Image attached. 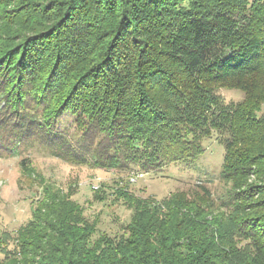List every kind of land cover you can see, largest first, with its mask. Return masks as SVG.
<instances>
[{
    "label": "trees",
    "instance_id": "obj_1",
    "mask_svg": "<svg viewBox=\"0 0 264 264\" xmlns=\"http://www.w3.org/2000/svg\"><path fill=\"white\" fill-rule=\"evenodd\" d=\"M108 1L22 9L28 32L0 51L2 114L56 156L123 171L192 164L217 134L223 214L206 187L133 200L124 232L91 243L80 204L45 188L14 247L0 235V264H264V0ZM232 80L241 101L218 92Z\"/></svg>",
    "mask_w": 264,
    "mask_h": 264
},
{
    "label": "rangeland",
    "instance_id": "obj_2",
    "mask_svg": "<svg viewBox=\"0 0 264 264\" xmlns=\"http://www.w3.org/2000/svg\"><path fill=\"white\" fill-rule=\"evenodd\" d=\"M56 1L2 0L0 51L11 43L19 42L21 34L28 32H23L20 25L24 15L19 14L24 7L31 3L45 7ZM110 3L104 0L103 4L109 6L107 4ZM47 43L49 47L51 42L48 40ZM241 80L220 84L222 87L218 92L226 102L243 99L244 92L236 86ZM254 88L257 89L256 86ZM3 106L4 102L0 100V235H11V248L14 247L13 237L17 230L33 220L40 210L45 188L68 193L80 204L84 215L96 226L90 237L91 243L102 234L115 237L124 232L123 228L134 211L131 207L133 200L159 204L180 193L195 200L203 196L202 189L206 187L211 190L212 199L207 202L208 207L217 216L223 214L221 205L232 189V183L220 176L225 148L217 134L203 139L206 149L192 164L170 163L163 169L149 172L141 167L123 171L56 156L46 139L35 141L28 133L19 138L13 131L17 121L2 114ZM262 106L264 110V101ZM254 181L257 180L252 175L248 182Z\"/></svg>",
    "mask_w": 264,
    "mask_h": 264
}]
</instances>
